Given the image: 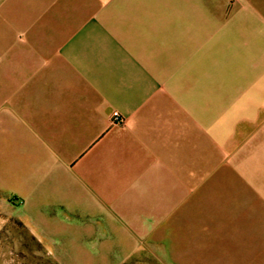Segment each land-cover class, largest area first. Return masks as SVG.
Segmentation results:
<instances>
[{
	"label": "crops",
	"instance_id": "crops-1",
	"mask_svg": "<svg viewBox=\"0 0 264 264\" xmlns=\"http://www.w3.org/2000/svg\"><path fill=\"white\" fill-rule=\"evenodd\" d=\"M0 188L54 264L264 250V0H0Z\"/></svg>",
	"mask_w": 264,
	"mask_h": 264
},
{
	"label": "rangeland",
	"instance_id": "rangeland-1",
	"mask_svg": "<svg viewBox=\"0 0 264 264\" xmlns=\"http://www.w3.org/2000/svg\"><path fill=\"white\" fill-rule=\"evenodd\" d=\"M212 30L211 26V35ZM11 194L12 191L0 188V197L9 196L11 199L9 204L0 199V264H54L55 260L51 252L42 250L48 248L37 242V237L27 226L24 225V229L20 225L23 222L20 204L15 199L14 194ZM252 220V217L247 220V230L248 232L257 230L259 235L249 233L243 238L226 239L224 242L217 243L216 249H264V206ZM60 224L62 223L53 222L50 225L56 228L60 227L62 230L63 226ZM76 234L78 233L76 232ZM51 239L56 242L55 249H63L66 242L74 243L72 249H79L80 245H84L86 242L87 244L90 243L88 239H81L73 234L66 237L59 233L56 237L51 236ZM240 241L241 244H239ZM107 242H110V239ZM218 253L216 260H211V264H244L246 260H251V264H264V250L235 252L231 257L224 250H220Z\"/></svg>",
	"mask_w": 264,
	"mask_h": 264
},
{
	"label": "built area",
	"instance_id": "built-area-1",
	"mask_svg": "<svg viewBox=\"0 0 264 264\" xmlns=\"http://www.w3.org/2000/svg\"><path fill=\"white\" fill-rule=\"evenodd\" d=\"M112 118H113L112 122L115 125H122L125 122L124 118L121 117V115L118 112L113 113Z\"/></svg>",
	"mask_w": 264,
	"mask_h": 264
}]
</instances>
